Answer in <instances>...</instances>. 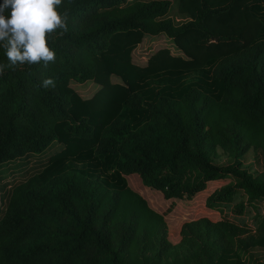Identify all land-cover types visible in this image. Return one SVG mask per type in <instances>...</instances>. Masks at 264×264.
<instances>
[{
  "label": "trees",
  "instance_id": "16d2710c",
  "mask_svg": "<svg viewBox=\"0 0 264 264\" xmlns=\"http://www.w3.org/2000/svg\"><path fill=\"white\" fill-rule=\"evenodd\" d=\"M170 7L72 0L68 32L47 38L55 63L0 76V164L58 145L41 171L0 191V264H246L239 251L264 247V214L253 230L229 217L185 221L173 244L164 214L127 184L137 173L165 199L188 198L232 176L207 200L242 191L238 216L264 198V0H178L189 16L179 24ZM160 34L176 51L135 62L145 36ZM48 77L55 88L41 87ZM218 148L230 163L213 162ZM250 149L263 155L256 175L242 167Z\"/></svg>",
  "mask_w": 264,
  "mask_h": 264
},
{
  "label": "rangeland",
  "instance_id": "374dc122",
  "mask_svg": "<svg viewBox=\"0 0 264 264\" xmlns=\"http://www.w3.org/2000/svg\"><path fill=\"white\" fill-rule=\"evenodd\" d=\"M170 1L171 7L168 16L173 19L175 24L186 21L189 16L180 14L177 11L178 0ZM162 46H168L173 52L176 51V47L166 35H146L139 47L133 51V60L143 64L149 54ZM197 75V72L187 74L186 81L196 78ZM91 82L92 80H87L82 84H89ZM76 84L73 81L71 82V86L83 94L91 93L94 89V87L89 88V86L79 87L78 85H81V83L76 82ZM56 148H58L57 143H53L45 151L37 153V155L27 154L0 164V191H5L8 194L12 186L41 171L46 164L48 155ZM241 159L242 167L254 175L262 171L263 155L261 150L250 149ZM231 161L232 158L228 153L220 148L217 149V155L213 158L214 163L227 164ZM125 178L128 186L144 197L151 208L164 214L168 238L173 244H177L180 241V227L185 221L200 217H207L211 220L229 217L239 224H246L248 228L253 230L258 220L264 214V198H260L255 201L254 206L247 205L243 215H234V204L239 201H246V197L242 191L236 193L232 203L218 204L214 207L208 205L207 198L210 193L226 185L234 184L236 179L232 176L209 181L203 191L197 192L191 197L172 199H165L160 191L143 185L137 173L126 175ZM198 178V174L187 175L188 181L193 182ZM239 255L246 264H264V247H253L247 251H239Z\"/></svg>",
  "mask_w": 264,
  "mask_h": 264
},
{
  "label": "clouds",
  "instance_id": "9594fccd",
  "mask_svg": "<svg viewBox=\"0 0 264 264\" xmlns=\"http://www.w3.org/2000/svg\"><path fill=\"white\" fill-rule=\"evenodd\" d=\"M72 0H3L0 3V47L7 63H0V76L6 69L25 65L55 63L56 53L48 46V36L68 32ZM63 8V11L58 9ZM41 87L55 88L54 78L41 81Z\"/></svg>",
  "mask_w": 264,
  "mask_h": 264
}]
</instances>
